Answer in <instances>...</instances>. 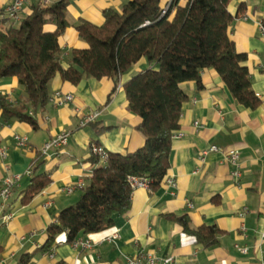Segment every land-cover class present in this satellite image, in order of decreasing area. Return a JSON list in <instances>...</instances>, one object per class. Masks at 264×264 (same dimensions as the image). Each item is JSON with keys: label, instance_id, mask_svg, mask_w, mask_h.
Returning <instances> with one entry per match:
<instances>
[{"label": "crops", "instance_id": "1", "mask_svg": "<svg viewBox=\"0 0 264 264\" xmlns=\"http://www.w3.org/2000/svg\"><path fill=\"white\" fill-rule=\"evenodd\" d=\"M58 1L47 0V4ZM67 1L69 27L60 38L63 69L71 66L73 50L88 47L76 31L79 21L101 26L105 10L120 11L129 0ZM35 2L25 3L22 18L32 13ZM12 3L0 0V7ZM229 12L235 20L229 35L237 52L247 56L243 65L260 106L252 110L239 104L213 69L202 73V90L194 83L184 84L189 100L177 132L181 135L176 133L173 139L171 168L165 177L172 178L176 186L164 178L156 190H134L130 211L117 219L114 228L78 239L89 241L90 248L74 247L63 234L51 252L41 251L49 226L81 199L79 184L86 186L93 171L102 165L93 156L92 145L121 155L144 145L137 130L140 118L129 110L124 85L152 66L143 59L117 86L110 78L91 77L74 86L58 75L50 84V97L60 91L71 94L73 101L64 107L49 102L44 109L31 111L37 128L20 122L6 125L0 112V148L7 152L6 158L0 155V193L5 179L21 176L12 187L10 200L0 199V217L12 215L6 223L0 220V264H20L23 256L34 253L32 264H127L140 254L159 259L171 256L176 264H264V0H232ZM0 95L14 104L24 100L16 77L0 79ZM94 114L97 119L82 127L81 122ZM62 132L70 133L68 145L43 154L44 144ZM16 136L27 137L28 146H18ZM212 146L219 151L208 153L201 161V152ZM236 151L240 153L238 183L231 175L234 167L227 161ZM39 174H46L50 182L24 204V192ZM72 186L77 188L70 194L67 189ZM170 217H187L193 229L216 227L220 230L218 243L204 247ZM116 230L121 238L111 243L107 239Z\"/></svg>", "mask_w": 264, "mask_h": 264}, {"label": "trees", "instance_id": "2", "mask_svg": "<svg viewBox=\"0 0 264 264\" xmlns=\"http://www.w3.org/2000/svg\"><path fill=\"white\" fill-rule=\"evenodd\" d=\"M231 1L129 0L120 11L107 9L103 25L86 20L76 25L88 47L71 52L68 69L60 62V38L69 27L67 0L47 5L35 2L32 13L18 25L0 7V79L16 77L24 93L19 104L0 95L1 119L6 125L20 122L37 128L30 112L49 104L50 84L58 75L74 86L85 77L110 78L117 86L143 59L152 66L124 85L129 110L140 118L137 130L144 145L126 155L110 154L107 164L93 171L81 199L49 226L41 251L51 252L63 234L67 243H74L82 235L114 228L117 219L131 209L130 177L147 179L152 190L160 187L171 168L173 139L189 100L184 84L194 83L202 90V73L213 69L239 104L252 110L260 106L243 65L247 56L237 52L229 35L235 21L229 12ZM49 182L46 174L34 177L23 203H30ZM170 219L204 247L218 243L216 227L193 229L187 217ZM34 257L35 253L25 255L20 264H32Z\"/></svg>", "mask_w": 264, "mask_h": 264}, {"label": "built area", "instance_id": "3", "mask_svg": "<svg viewBox=\"0 0 264 264\" xmlns=\"http://www.w3.org/2000/svg\"><path fill=\"white\" fill-rule=\"evenodd\" d=\"M28 0H13V3L6 6L4 8V15L7 17L11 22L18 24L22 20V14L24 13V5ZM38 3L47 5V0H35ZM263 30H264V26ZM264 70V68H263ZM73 101V96L71 94H63L62 92L58 91L55 92L53 96L50 97L49 102H52L56 107H64L68 104H70ZM195 102V101H194ZM32 116V114H31ZM98 115L94 114L89 116L85 121L81 122V126H85L88 122H94L97 119ZM196 126H199L198 123H195ZM180 133H177V136H180ZM70 133L68 132H62L61 134L57 135L54 139L51 141L47 142L44 144L42 148V153L47 154L49 151L53 149H63L68 145ZM16 142L18 146L26 148L28 146V138L27 137H20L16 136L15 137ZM219 148L216 146H212L209 150H204L201 152L199 159L201 161H205L206 156L210 152H218ZM92 154L94 157L98 158L100 163L102 165H106L110 154L103 148L97 145H92ZM0 155L3 158L7 157V152L5 149L0 148ZM227 161L234 167L231 175L233 176L234 180L238 183L240 177H241V171H240V153L239 152H233L227 157ZM21 179L20 175H16L12 178H7L3 181L5 184V188L1 191L0 193V199L3 200L4 202H8L11 198L12 195V187L15 185L16 182H18ZM164 180V179H163ZM166 183L171 185L172 187H175V181L172 178H165ZM0 181L2 179L0 178ZM129 183L132 187V190H137V189H145L150 191L151 190V185L150 182L147 179L143 178H138V177H130L129 178ZM79 186L83 188L85 185L83 183H80ZM76 186L69 187L67 189L68 193H73L76 190ZM189 206L192 208L193 205L189 204ZM4 223L8 222L10 219H12L11 214H7L4 217H0V220ZM121 238L120 235V230H116L110 237H108V241L111 243H115ZM74 247H78L79 245L83 246L84 248H90L91 243L89 241L81 242V241H76L72 243ZM239 250L243 253L246 254L247 250L246 249H241ZM127 264H176L175 258L174 257H165L162 259H159L158 257H155L150 254H140L136 258H130L127 260Z\"/></svg>", "mask_w": 264, "mask_h": 264}, {"label": "rangeland", "instance_id": "4", "mask_svg": "<svg viewBox=\"0 0 264 264\" xmlns=\"http://www.w3.org/2000/svg\"><path fill=\"white\" fill-rule=\"evenodd\" d=\"M16 25H18V24H16Z\"/></svg>", "mask_w": 264, "mask_h": 264}]
</instances>
